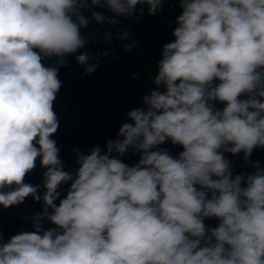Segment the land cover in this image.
I'll return each mask as SVG.
<instances>
[{
    "label": "clouds",
    "instance_id": "clouds-1",
    "mask_svg": "<svg viewBox=\"0 0 264 264\" xmlns=\"http://www.w3.org/2000/svg\"><path fill=\"white\" fill-rule=\"evenodd\" d=\"M137 5L162 10V0H0V205L43 201L34 231L0 243V264H264V168L256 161L253 173L233 176L224 155L243 152L247 162L264 148V0H180L153 80L164 91L127 113L131 123L106 150L73 149L78 168L64 170L52 139L59 69L68 56L84 75L97 67L80 52L90 22L82 11L115 26L92 7L132 18ZM167 141L182 146L178 157L159 147ZM130 149L140 156L131 167L119 158ZM37 159L42 196L25 183ZM206 218L220 222L208 228Z\"/></svg>",
    "mask_w": 264,
    "mask_h": 264
},
{
    "label": "trees",
    "instance_id": "trees-1",
    "mask_svg": "<svg viewBox=\"0 0 264 264\" xmlns=\"http://www.w3.org/2000/svg\"><path fill=\"white\" fill-rule=\"evenodd\" d=\"M167 1L181 14L180 0ZM92 10L101 12L105 17H113L119 23L115 26L97 23L91 19L90 11L83 10L82 14L90 22L81 30L82 35L88 39V44L80 52L91 54L92 59L88 63H96V70L84 75L85 66L79 65L74 56L66 57L67 65L59 69L62 85L53 105L59 127L52 139L60 149L64 170L73 174L78 168L73 149L85 154L90 153L96 146L106 150L107 141L117 139L120 127L124 123H131L127 113L134 108L145 107L143 97L153 90L164 91L153 80L158 73L163 45L175 39L171 26L176 25V18L163 2L162 10L156 15H149L147 5H137L132 18L116 17L107 7L93 6ZM106 32L112 34L110 43L104 40ZM121 33H127L128 37L119 38ZM125 45L132 47L126 50ZM104 52L109 54L103 55ZM43 62L46 66L55 64V58L45 59ZM240 99H247V96H241ZM214 106L222 110L225 105L216 101ZM159 147L167 150L173 157H178L183 151L182 146L173 145L171 141ZM224 155L230 162L233 176L253 173L255 169L252 165L256 161L264 168V148L254 149L247 162L243 152L236 155L225 152ZM119 158L131 167L138 162L140 156L130 149ZM45 171L37 159L35 169L25 177V183L40 186L38 194L41 196L44 192ZM70 184L71 181L62 184L58 189L61 195L56 201L57 205L60 199L66 197ZM244 186L246 185L242 182V187ZM42 209L43 201L37 202L31 196L19 205L8 208L0 205V243L7 242L18 233L34 231L32 217ZM219 222L216 218H206L204 221L208 228L218 226ZM42 223L45 229L56 227L47 220Z\"/></svg>",
    "mask_w": 264,
    "mask_h": 264
},
{
    "label": "water",
    "instance_id": "water-1",
    "mask_svg": "<svg viewBox=\"0 0 264 264\" xmlns=\"http://www.w3.org/2000/svg\"><path fill=\"white\" fill-rule=\"evenodd\" d=\"M162 2L170 9V11L173 13V15L175 16V18L177 19V17L180 15L170 4L167 0H162Z\"/></svg>",
    "mask_w": 264,
    "mask_h": 264
},
{
    "label": "rangeland",
    "instance_id": "rangeland-1",
    "mask_svg": "<svg viewBox=\"0 0 264 264\" xmlns=\"http://www.w3.org/2000/svg\"><path fill=\"white\" fill-rule=\"evenodd\" d=\"M175 27H176V25H172L171 26L172 31L174 30Z\"/></svg>",
    "mask_w": 264,
    "mask_h": 264
}]
</instances>
